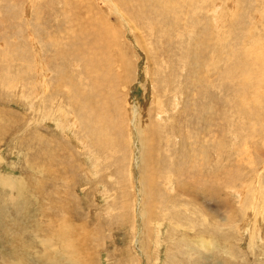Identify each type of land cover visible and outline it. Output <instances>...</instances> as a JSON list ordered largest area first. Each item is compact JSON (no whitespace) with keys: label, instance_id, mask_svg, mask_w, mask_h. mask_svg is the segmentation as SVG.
Segmentation results:
<instances>
[{"label":"rangeland","instance_id":"rangeland-1","mask_svg":"<svg viewBox=\"0 0 264 264\" xmlns=\"http://www.w3.org/2000/svg\"><path fill=\"white\" fill-rule=\"evenodd\" d=\"M0 264H264V0H0Z\"/></svg>","mask_w":264,"mask_h":264},{"label":"bare ground","instance_id":"bare-ground-1","mask_svg":"<svg viewBox=\"0 0 264 264\" xmlns=\"http://www.w3.org/2000/svg\"><path fill=\"white\" fill-rule=\"evenodd\" d=\"M89 121L91 122V123H98V124H100V125H104V124H107L108 123V119H107V117L106 116H104V114L103 113H97L95 116H90L89 117ZM135 123V122H134ZM9 180V179H8ZM255 229V228H254ZM258 233H260V232H258ZM254 235L253 236H255L257 233L255 232V233H253Z\"/></svg>","mask_w":264,"mask_h":264}]
</instances>
